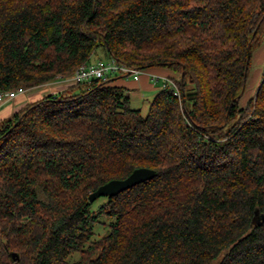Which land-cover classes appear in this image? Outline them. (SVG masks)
Segmentation results:
<instances>
[{
	"label": "trees",
	"instance_id": "trees-1",
	"mask_svg": "<svg viewBox=\"0 0 264 264\" xmlns=\"http://www.w3.org/2000/svg\"><path fill=\"white\" fill-rule=\"evenodd\" d=\"M263 44L264 0H0L2 92L71 77L99 50L171 71L180 91L144 116L116 75L0 120V264H264V75L241 105ZM140 168L155 178L90 202Z\"/></svg>",
	"mask_w": 264,
	"mask_h": 264
},
{
	"label": "crops",
	"instance_id": "crops-1",
	"mask_svg": "<svg viewBox=\"0 0 264 264\" xmlns=\"http://www.w3.org/2000/svg\"><path fill=\"white\" fill-rule=\"evenodd\" d=\"M262 62H264V58ZM153 75L171 77L173 73L165 69L148 70L140 76L139 80H136L133 76L114 78L115 85L125 88L130 95L133 109L140 110L139 102L142 99L147 100L150 97L149 95L153 99L160 92L161 89L151 79ZM73 86L74 84L70 81L62 80L61 82L49 83L27 90L25 94L0 105V120L15 114L29 103L36 102L52 94L68 91Z\"/></svg>",
	"mask_w": 264,
	"mask_h": 264
},
{
	"label": "built area",
	"instance_id": "built-area-1",
	"mask_svg": "<svg viewBox=\"0 0 264 264\" xmlns=\"http://www.w3.org/2000/svg\"><path fill=\"white\" fill-rule=\"evenodd\" d=\"M144 71H140L136 68H129L123 64H119L116 59L111 58L110 61L104 62L99 60L92 64H85L80 67L76 73L69 77L68 80L65 78V81H70L72 84H82L89 83L93 80H100L102 82H108L113 76H122L129 77L133 76L136 80H139L140 76ZM63 79V78H62ZM152 81L156 84L162 81V89H170L174 92L176 96L180 95L178 85L173 80L168 77H160L158 75H153L151 77ZM26 90H19L18 92H8L4 93L0 90V105L4 104L6 101L13 100L19 95L25 94Z\"/></svg>",
	"mask_w": 264,
	"mask_h": 264
},
{
	"label": "rangeland",
	"instance_id": "rangeland-1",
	"mask_svg": "<svg viewBox=\"0 0 264 264\" xmlns=\"http://www.w3.org/2000/svg\"><path fill=\"white\" fill-rule=\"evenodd\" d=\"M260 39L263 38V35H259ZM258 37V38H259ZM264 45H262L254 54L251 60V65H250V70H249V80L247 82L246 88L244 90V93H242V98H241V105L245 106L247 102L249 101L250 98L254 97L256 95V92L258 91L260 84L263 79L264 75V62H262V59L264 58ZM94 63L97 62L98 60H103L104 62L110 61V59L105 55L103 51H98L96 55L93 57ZM67 80L69 77H65ZM65 78L62 79V77L57 78L56 80L50 82V83H55V82H61ZM176 82V81H174ZM177 83V82H176ZM49 84V83H48ZM158 88L161 89L162 87V81L156 84ZM150 96V97H149ZM148 99H142L139 102V107L142 110V114L146 116L148 114L149 108H150V102L152 101L151 95H149ZM104 201L99 200L95 203L93 206L94 210H97L101 204ZM113 220L109 219L108 216H103L101 220L95 224L94 230H95V235L92 239V241H97L99 239H102L105 237L109 232H110V224ZM88 246V244H87ZM80 258V254H76L72 257V261L75 262L77 259Z\"/></svg>",
	"mask_w": 264,
	"mask_h": 264
},
{
	"label": "water",
	"instance_id": "water-1",
	"mask_svg": "<svg viewBox=\"0 0 264 264\" xmlns=\"http://www.w3.org/2000/svg\"><path fill=\"white\" fill-rule=\"evenodd\" d=\"M156 172L151 169L147 168H140L136 169L127 179L125 180H113L108 182L107 184L101 186L98 188L97 191L92 193L89 197L90 202H94L95 200L101 198V197H113L117 196L120 193L138 185L143 182L152 180L155 178ZM264 217L262 216V219ZM260 222V220L257 218V212L256 216L253 219V225H257ZM13 258H16V254L12 255Z\"/></svg>",
	"mask_w": 264,
	"mask_h": 264
}]
</instances>
